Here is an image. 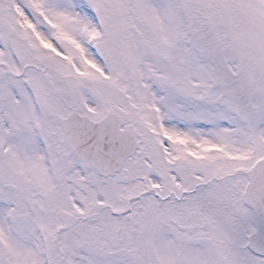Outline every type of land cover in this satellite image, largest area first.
I'll list each match as a JSON object with an SVG mask.
<instances>
[{"label":"snow or ice","instance_id":"1","mask_svg":"<svg viewBox=\"0 0 264 264\" xmlns=\"http://www.w3.org/2000/svg\"><path fill=\"white\" fill-rule=\"evenodd\" d=\"M0 264H264V0H0Z\"/></svg>","mask_w":264,"mask_h":264}]
</instances>
